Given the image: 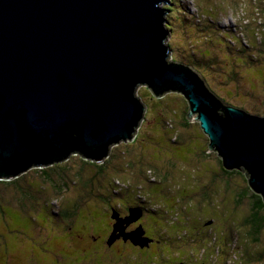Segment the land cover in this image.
<instances>
[{"label": "water", "instance_id": "95a60500", "mask_svg": "<svg viewBox=\"0 0 264 264\" xmlns=\"http://www.w3.org/2000/svg\"><path fill=\"white\" fill-rule=\"evenodd\" d=\"M167 3L0 0V180L49 165L58 151L103 163L134 139L145 113L136 91L145 85L156 98L182 94L208 151L264 202V117L225 104L196 71L168 61ZM117 214L108 245L148 247L142 227L125 229L142 210Z\"/></svg>", "mask_w": 264, "mask_h": 264}, {"label": "rangeland", "instance_id": "374dc122", "mask_svg": "<svg viewBox=\"0 0 264 264\" xmlns=\"http://www.w3.org/2000/svg\"><path fill=\"white\" fill-rule=\"evenodd\" d=\"M168 1L161 5L167 11L166 28L170 31L167 39L170 47L168 61L196 71L225 104L264 117V0ZM136 97L145 106L143 120L132 141L111 148L109 158L112 161L109 164H97L102 165V174H105L99 178L102 186L94 180L92 187H85V183L94 178L97 171L96 166L85 164L79 156H70L69 162L63 164L66 171L58 172L67 175L68 180L72 178L60 190H52L49 182L47 185L40 183V179H44L33 172H28L13 185L0 184V264L7 262L6 254L12 264L18 258L27 259L25 264H79L76 262L77 256L71 257V254L78 252L83 261L86 259L90 263L98 258L97 264H107L105 258L114 256L118 260L123 246H127L125 248L133 256H128V252L120 255L130 262L135 257L140 263L138 252L141 248L132 245L130 240L126 244L118 242L112 249L94 254L92 245L87 244L89 231H93V228L105 229L108 234L112 224H117L113 219L114 212L118 213L119 220H125V207L137 204L135 202L139 196L142 197L141 201L146 199L145 206H158V201L166 202L164 191H178L180 185V189L191 188L196 183L191 184L193 180L188 179L194 177H198L199 191H188V197L178 203L176 198L180 197L179 193L176 198L167 200V208L173 205L175 209L182 210L180 214L175 213L176 210L173 216L171 210L168 212L167 220L171 225L168 231L173 233L171 237L175 234L173 226H176L177 218L183 217L188 224L195 221L192 223L198 226V230L205 223L208 233L214 227L212 232L216 236H212L213 245L228 244L220 248L217 262L209 258L206 264H264L261 259L245 258L241 250L243 242L240 240L241 247L232 235L237 226L245 232L243 220L248 214L247 199L245 203L236 204V193L240 194L245 188L252 190L239 175L227 178L221 173L219 157L215 152L208 151L209 140L198 122H189L180 127V121L184 122L183 115L187 121L189 109L183 95L170 92L156 98L143 85L136 91ZM184 171L188 178L183 176ZM54 177L58 181L55 173L51 174V178ZM160 177L168 180L162 182ZM226 180L230 182L228 185ZM103 191H107L109 196L104 195ZM88 193L94 194L91 204ZM204 195L208 198L203 199ZM67 203L72 208L70 216L66 214L68 209L64 210ZM88 203L95 210L87 211ZM188 205L193 208L191 214H188L189 209L185 210ZM152 208L155 209V206ZM211 213H215V218L221 222L213 220L207 226ZM226 216L235 222L236 227L225 226ZM143 221L154 226L157 220L152 218L146 221L144 218ZM143 221L139 219L127 228L125 226L126 232L136 231L139 228L137 223ZM154 228L157 229L156 226ZM187 228L190 232L189 225ZM116 229L121 236V229L118 226ZM152 232L150 230L149 234ZM184 235V238L191 240V235L186 236V232ZM259 237L261 242L258 244L251 241L246 243L251 247L250 257L256 253L259 255L264 248V236ZM242 238L245 240L244 236ZM85 248H88L86 253ZM86 260L82 264H86Z\"/></svg>", "mask_w": 264, "mask_h": 264}, {"label": "trees", "instance_id": "16d2710c", "mask_svg": "<svg viewBox=\"0 0 264 264\" xmlns=\"http://www.w3.org/2000/svg\"><path fill=\"white\" fill-rule=\"evenodd\" d=\"M175 63V62H174ZM188 67V66H186ZM184 119V122L182 123V120L180 121V127L183 126V125H187L189 124V121L187 122L186 119H185V116L183 115L182 117ZM70 142L68 141L67 144H69ZM67 146V145H66ZM63 152L62 151H58L57 152V155L53 158H51V161L49 162V165H46L44 167H37V168H33L31 170H29L28 172H33L32 174H35V176H39L40 178H43L44 180L40 179L41 182L40 183H45V185H47L46 183L49 182L51 184V188L52 190L56 191V190H60V188H62V186L66 185V184H69L71 182L70 178L69 177V180H68V176L67 175H60L58 172H63V171H66L65 167H63V164H66L68 160V157L67 158H64L65 156H63L64 154H62ZM70 156H79V159L84 162L85 164H89V165H94L96 166V175L94 176V178L90 179L89 182L87 181L86 183H88V185L85 183V187H92L94 184L93 181L95 180V182H97L98 184H100V181H99V178L100 176L104 175L105 174H102L103 172V168H102V165H97L96 164H90L89 162L87 161H84L86 160L84 157H82L79 153H75V154H72ZM219 159V167L221 169V173L223 175H225L227 178H231L233 177L234 175H239L243 180H245V182H247L246 180V177L245 175L241 172V171H232V172H229V171H226L224 170V168L222 167V162ZM111 158H107L103 163L107 162L106 164H109L111 162ZM28 172L20 175L19 177L13 179V180H8V181H5V180H0V184H15L19 178H21L22 176H25L27 174H29ZM52 172V173H51ZM55 173V175L57 176L58 178V181L56 180V178H51V174ZM183 176H185V178H188V176L186 175L185 171L183 172ZM148 175V174H147ZM158 176H160V171L158 172ZM191 176H194L191 174ZM145 178L148 177V176H144ZM192 178V177H191ZM53 181H52V180ZM161 181L162 182H166L168 180V178L166 179H163V177H160ZM188 180H193V181H190L191 184H194L196 183L194 186H192L191 188H185V187H182L181 188V185L178 186V191L176 189V191H173V190H167V191H164V194L166 195V202H162L161 201H158L160 203V205H151L150 206H145V200L144 201H141L140 199L142 198L141 196H139V200H136L135 203L138 204H135V205H128L125 207V211L127 213V215H125V217L129 216L130 214V209H136V208H139L142 210L143 212V215H142V218L140 219L141 221L144 220V218H146V221L147 219L151 220L152 218L156 219L157 221L154 223L156 226L157 229L154 228V226L152 225H149L148 224H145L144 221L143 222H138L137 224L139 225V227H142L145 231V237H147L148 239H150L152 242L149 244L148 247H145V248H141V250H139V254H140V263H138L139 259H135V257H132L131 258V261H128V260H125V256H122L120 254L122 253H125V252H128L127 249L125 247L127 246H123L122 247V252H120L119 254V257L117 260L114 256L113 257H108V258H105L107 264H201L203 262H207L206 259L208 260L209 258L214 262H217L218 261V257H219V253H220V248H223L224 246L228 245L227 243L226 244H221V243H215L213 245V238L212 236H216L215 232L213 233L212 231L214 230L213 228L214 227H211L210 228V233H208L207 231L203 234H201L200 232H198V226L196 227L194 225V223L192 222H195V221H192L190 224L188 223H185L184 222V218L181 217L180 219L177 218L175 220V223H176V226L174 225L173 226V229L175 228V234H174V237H171V235H173V233H170L168 230L170 229L171 230V225H170V221L167 220V216H168V212L170 211V213L172 214L171 216H173V212H176L177 214H180V211L182 212V210H180L181 208H177L175 209V207L173 205H171L170 207L167 208V201L168 199L171 200L172 198H176V194L180 195L179 198H176V202H180L182 201V199H186L188 196L186 194H188V191L190 190H196V191H199L198 190V177H194L192 179H188ZM70 181V182H69ZM101 181L103 182V180L101 179ZM39 182H36V183H39ZM156 182V181H154ZM227 183V185L230 183L229 180H226L225 181ZM89 184H92V185H89ZM212 184V182H210V185ZM103 184L101 183L100 186H102ZM183 186V185H182ZM185 189V190H184ZM187 189V190H186ZM105 190V189H104ZM180 190V191H179ZM201 191V190H200ZM238 191V189H237ZM98 192H102L100 190H98ZM104 195L106 196H109L107 193V191H103ZM207 194V193H206ZM96 195V194H95ZM141 195V194H140ZM174 195V196H173ZM196 195V194H194ZM236 204H242V203H245V199H247L248 201V211H247V217L244 218L243 220V226L245 227V232H242L241 229L237 226L236 227V224L235 222H231L230 219L228 218V216H226L227 218H224L227 223L225 224L226 227L229 226V228H232L233 225H235L236 230H234V234L233 237H235L238 241H239V244L240 245V240L243 242L242 243V246L243 248L241 249L243 251L242 254H244L245 258L249 259H253V260H258L261 261L263 260L264 261V248L262 249V252L258 255L256 252V254H253L251 257H250V251H249V248L251 249L250 246H246V243L248 242H252L254 244H258L261 242L260 240V237L259 235H263L264 236V202L263 200L258 196L256 195L255 193H253L252 191H249L248 189H243L241 191L240 194H237L236 193ZM88 199L90 200V204L94 201L93 200V196L94 194L91 193L89 194L88 193ZM208 196L207 195H204L203 199H207ZM92 199V200H91ZM244 199V200H243ZM108 202V201H107ZM151 202V200H150ZM157 202V203H158ZM75 204H80V203H77V201H74ZM87 204V211H90V210H95V207L92 208V206L90 204ZM95 203V202H94ZM191 203V202H190ZM67 207L65 206L64 210H67V215L70 216V214L72 213L71 211V207L69 206V203H67ZM162 205V206H161ZM205 205V204H202V206ZM155 206V209H153L152 207ZM161 206V207H160ZM89 207V208H88ZM189 209V213L188 214H191L192 213V206L191 205H188L187 208H185V210L187 211ZM195 209V208H194ZM201 209V208H200ZM203 210V209H202ZM113 211V210H111ZM184 211V210H183ZM198 211V210H197ZM62 212V211H61ZM194 212V211H193ZM63 213V212H62ZM224 215V214H223ZM211 216L207 221V226H210L211 222H213V220L215 221H220L219 219H216L217 216L215 213H211ZM225 216V215H224ZM216 217V218H215ZM219 222V223H220ZM4 223V221H3ZM188 224L190 226V232H188ZM114 224H112V228L111 230H109V233L106 234L108 232V230L106 231L105 229L104 230H96L95 228H93V231L91 229V232L89 231V235H90V240L87 242L88 245H92L93 247V253L95 254L96 252L98 251H106L107 249H112L118 242H123L125 243L123 240H118L116 241V243L112 246H109L108 245V241L110 240V237L112 235V230L114 229ZM180 226V228L178 229V227ZM224 226H222L223 228ZM102 229V227H100ZM99 228V229H100ZM177 228V229H176ZM110 229V227H109ZM226 229V228H225ZM224 229V230H225ZM152 230L153 232L151 234H149V231ZM157 230H161V231H165V232H160V231H157ZM76 231V229H75ZM184 232L187 233L186 236H190V241H192V246L189 248V251L192 252L193 256L191 257L188 253H186V251H184V249H186V247L184 246V238L185 235H184ZM191 233V234H190ZM106 234V235H105ZM241 236V237H240ZM242 236L245 237V240L242 238ZM173 239L171 241V246L173 247V251L171 250H168V249H164V248H161V250L157 253H156V250L158 251V247L156 248V245L154 244V242H157V240L159 241H162V242H165V241H168L170 242L169 239ZM231 238V237H230ZM94 239H96L97 241H95ZM212 239V240H211ZM103 240V241H102ZM211 240V241H210ZM104 244V245H103ZM126 244V243H125ZM241 246V245H240ZM241 246V247H242ZM82 248V246H81ZM212 248V249H211ZM211 249V251H210ZM85 253L88 251V248H85ZM216 250L218 252H216ZM129 253V252H128ZM206 254V255H203V254ZM215 255H214V254ZM81 253L78 252L77 253H74V254H71V257L73 258V256H77V263L79 264H82L83 262H85V260L83 261L81 258H82V255ZM131 253L128 254V256H133V255H130ZM189 255V261H186V255ZM198 255L200 257V260H198ZM7 254H6V260L7 262L5 263H2V264H12L11 262H9L8 260H11L10 258H7ZM84 257H87L86 255H84ZM99 259L96 258L94 259V262H90L88 263L87 260H86V264H97V261ZM138 260V261H137ZM143 260H145L146 262H143ZM232 260V259H231ZM229 260V262L231 261ZM244 260V259H243ZM128 261V262H127ZM25 262H28L27 259L23 260V259H16L15 263L14 264H20V263H24ZM31 262V261H30ZM214 262V263H215ZM257 262V261H256ZM258 263V262H257ZM85 264V263H84ZM105 264V263H104ZM206 264V263H204ZM230 264H233L230 262Z\"/></svg>", "mask_w": 264, "mask_h": 264}, {"label": "flooded vegetation", "instance_id": "af4514ba", "mask_svg": "<svg viewBox=\"0 0 264 264\" xmlns=\"http://www.w3.org/2000/svg\"><path fill=\"white\" fill-rule=\"evenodd\" d=\"M137 206H138V204H137ZM147 220H149V219H147ZM198 232H200L201 234H203V233L206 232V224L205 223L202 224V226L198 230ZM94 240L97 241L96 239H94ZM169 240H170V242H168V241L162 242V241H159V240H157V242H154V244L156 245V248L158 247L157 248L158 251L156 250V254L161 250V248L168 249V250L173 249V247L171 246V241L174 240V238L173 239L171 238ZM187 240H188V237L184 240V243H183L184 246L186 247V249H184V251H186V253H188L192 257L193 254H192L191 251H189V248L193 244H192V241H190V240L187 241ZM171 251H173V250H171ZM188 254L185 256L186 257V261H189V259H187V258H189V255ZM198 260H200V257H198ZM204 263H206V262H203L201 264H204Z\"/></svg>", "mask_w": 264, "mask_h": 264}, {"label": "bare ground", "instance_id": "6f19581e", "mask_svg": "<svg viewBox=\"0 0 264 264\" xmlns=\"http://www.w3.org/2000/svg\"><path fill=\"white\" fill-rule=\"evenodd\" d=\"M119 260V259H118Z\"/></svg>", "mask_w": 264, "mask_h": 264}]
</instances>
